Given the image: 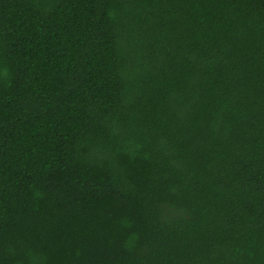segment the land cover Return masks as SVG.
Wrapping results in <instances>:
<instances>
[{"label": "trees", "instance_id": "16d2710c", "mask_svg": "<svg viewBox=\"0 0 264 264\" xmlns=\"http://www.w3.org/2000/svg\"><path fill=\"white\" fill-rule=\"evenodd\" d=\"M0 264H264V0H0Z\"/></svg>", "mask_w": 264, "mask_h": 264}]
</instances>
